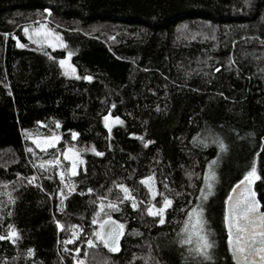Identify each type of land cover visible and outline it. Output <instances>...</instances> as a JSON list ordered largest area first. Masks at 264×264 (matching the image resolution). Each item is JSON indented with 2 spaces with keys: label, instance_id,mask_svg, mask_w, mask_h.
<instances>
[{
  "label": "trees",
  "instance_id": "16d2710c",
  "mask_svg": "<svg viewBox=\"0 0 264 264\" xmlns=\"http://www.w3.org/2000/svg\"><path fill=\"white\" fill-rule=\"evenodd\" d=\"M37 23L63 47L31 43L24 28ZM65 56L75 77L61 71ZM105 115L114 120L111 133ZM39 124L47 133L55 125L57 148L74 145L83 160L71 193L55 168H37L27 150L24 132ZM253 160V192L264 211V0H0V235L10 225L18 234L0 240V264H73V257L197 264L177 233L212 161L216 180L205 215L217 242L214 264H234L224 200ZM148 176L154 198L140 183ZM120 183L139 206L124 201L109 212L124 224L119 251L99 242L89 248L99 198H122ZM159 193L173 201L164 224L146 211L161 206ZM74 230L77 239L66 244Z\"/></svg>",
  "mask_w": 264,
  "mask_h": 264
},
{
  "label": "snow or ice",
  "instance_id": "6c2138e0",
  "mask_svg": "<svg viewBox=\"0 0 264 264\" xmlns=\"http://www.w3.org/2000/svg\"><path fill=\"white\" fill-rule=\"evenodd\" d=\"M25 33L28 34V29H25ZM35 35L37 37L43 36L45 39L43 42L53 46V41L49 39L53 34L44 29L42 25L40 29L35 30ZM32 39V37H29ZM58 40L59 37H56ZM34 43H41V40H33ZM18 47H24V45L19 44ZM71 56V53H69ZM62 68H67L68 71L74 73L75 68L70 64L66 63V60L62 59L60 61ZM68 71L65 74H68ZM85 80H91L92 77L85 76ZM104 126L111 133V125L109 123L110 117L105 115L103 117ZM116 123H122L119 117L115 118ZM59 127V124H57ZM78 134L73 132V139L76 138ZM29 139H33V143L37 147L42 146V142L39 139H34L31 134H28ZM60 137L52 136L43 141V144L47 147H54L55 142L59 141ZM143 139V138H141ZM195 139V138H194ZM151 141H146L144 146L147 147ZM218 150L223 151L226 149V145L223 141L217 139L215 141ZM95 152L97 156H103L104 153L96 152L95 149H88ZM31 151V149H28ZM65 159L71 160V168L68 169L72 176H75L76 168L78 164H82L83 160L79 157V154L69 151L64 153ZM48 164L59 165V160L54 159L52 161H46ZM215 161L210 162L209 168H206L203 173V183L200 185V195L196 197V203L192 205L189 201V205H192L188 210L180 231L177 233V242L179 245L185 247L188 255L193 259H196L197 264H214L215 253L214 249L217 247V242L212 239V231L208 228V220L206 218L207 202L209 197L213 195L214 184L216 180V173L211 170V164ZM41 168L44 164L40 165ZM61 177V183L65 188L69 190V193L74 191V187L70 182H65L63 171L58 172ZM259 179L257 176L256 162L253 160L251 167L246 171L241 180L238 181L236 185H233L232 191L229 192L228 196L224 200L223 209V226L227 233V248L228 252L231 254L232 260L236 261L237 264H264V211L261 210L259 202L255 198V193L251 190V185L254 180ZM35 177L29 178V184L33 183ZM141 184L145 185L153 198L157 193L154 191L155 178L154 176H148L140 181ZM123 193V197H117L116 201H109L107 204L104 203L106 197H100L101 201L98 205L97 211L94 213L92 220L93 224H99V228L94 230L92 235L95 239H88L86 241L89 248L96 247V242L102 243L104 248L108 249L110 252L119 251V240L122 235H124V224L118 223L113 220L110 211H118L119 204L124 201H131V206L135 210L138 208V203L136 198L131 194L130 190L123 184L115 185ZM167 188V184H165ZM92 192V189L88 190ZM111 191V189L109 190ZM61 198V203L67 198L63 191L59 194ZM162 197V203L160 207H156L155 204H150L147 208V214L151 217H158V223H165V211L172 206L173 201L169 199L163 193H159ZM107 209V210H106ZM99 217V219H97ZM62 226L57 222V228L60 229ZM73 229L77 226L73 225ZM79 233L73 231L71 239L66 240L65 243H72L73 240L77 238ZM15 240L18 239L17 232L9 226V231L7 236L0 235V240ZM81 249L79 247L75 248V252L79 253ZM31 254L32 249L28 250ZM87 250H85L84 255L87 256ZM73 264H85L83 259H78L73 257Z\"/></svg>",
  "mask_w": 264,
  "mask_h": 264
},
{
  "label": "rangeland",
  "instance_id": "374dc122",
  "mask_svg": "<svg viewBox=\"0 0 264 264\" xmlns=\"http://www.w3.org/2000/svg\"><path fill=\"white\" fill-rule=\"evenodd\" d=\"M42 25L44 26V29L45 30H47L48 32H50V33L53 34L51 37H49V39H51L53 41V46H49L48 43L43 42L44 39H45L43 36L37 37L35 35V30L40 29V27ZM26 28L28 29V34L25 33V29ZM24 34H25L26 38L31 43H33V44H35L37 46H41V47H43L45 49H48V50H57V49H61L63 47V42H62L61 37L56 32H53L52 29H49L47 27V25L44 24V23L31 24V25L26 26L24 28ZM30 36L32 37V39L29 38ZM56 37H59V39L57 40ZM37 39L38 40H41L42 42L41 43H34L33 40H37ZM64 60H66V63L67 64H70L72 66V64L70 62V57L69 56H65L64 57ZM60 67H61V65H60ZM61 69H62L61 71L63 72V74L66 77H69V78L75 77V74H76L75 72L72 73V72L68 71L66 67L65 68H62L61 67ZM66 71H68V74H65ZM109 123L110 124L114 123V120L110 119L109 120ZM28 134H31V136L34 139H39L42 142V146L41 147H37L36 144L33 143V139H29L28 138ZM52 136H58V137H60L58 135V133L56 132V130H55V125H54V131L52 130L50 133H47V128L43 124H39L38 127L35 128L32 131H25L24 132V139L29 143V148H27V150L28 149H31V151H28V152L33 157L34 162L36 163L37 168H39L41 170L42 169H44V170H50V169L55 168L58 172L63 171L65 173V176H64L65 182L66 183L67 182H70L71 183V178L74 177V176L71 175L70 171H68V169L71 168V160L65 159L64 153L66 151H69V154L71 155L72 152L78 153V150L76 149V147L74 145H72V146L66 147V150L63 151V152H61L60 149L57 148L60 139H59V141L55 142V146L54 147H47V146H45L43 144V141H45L47 138H50ZM57 158L59 160V165L58 166L56 164H48V163H45L46 161H52V160L57 159ZM41 164H44V167L43 168L40 167ZM80 166H81V164H78L77 165L76 173L78 172ZM147 190H148V188H147ZM154 191L156 192L155 186H154ZM148 192H149V190H148ZM149 194H150L149 196H151V198H153V196L151 195L150 192H149ZM155 197H156V195H155ZM97 219H99V217ZM98 228H99V224H95V230L98 229Z\"/></svg>",
  "mask_w": 264,
  "mask_h": 264
},
{
  "label": "water",
  "instance_id": "95a60500",
  "mask_svg": "<svg viewBox=\"0 0 264 264\" xmlns=\"http://www.w3.org/2000/svg\"><path fill=\"white\" fill-rule=\"evenodd\" d=\"M255 182H256V180H254V182L252 183V185H251V190L253 191L254 190V185H255ZM237 184V183H236ZM235 184V185H236ZM232 191V189L230 190V192ZM229 193V192H228ZM255 193V192H254ZM255 198H256V200L258 201V198H257V196H256V194H255ZM259 202V201H258ZM260 203V202H259ZM261 206V205H260ZM262 210V209H261ZM263 211V210H262ZM113 219V218H112ZM114 220V219H113ZM116 221V220H115ZM225 230V229H224ZM225 234H226V244H227V233H226V230H225ZM123 236L124 235H122L121 236V238H120V240H119V248H120V245H121V243H122V240H123ZM113 253H115V252H113ZM231 255V254H230ZM231 257V256H230ZM233 263L234 264H237V262L236 261H233Z\"/></svg>",
  "mask_w": 264,
  "mask_h": 264
}]
</instances>
